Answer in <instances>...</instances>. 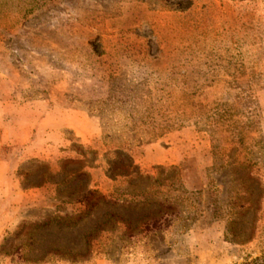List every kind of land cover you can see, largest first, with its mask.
Instances as JSON below:
<instances>
[{"label":"rangeland","instance_id":"374dc122","mask_svg":"<svg viewBox=\"0 0 264 264\" xmlns=\"http://www.w3.org/2000/svg\"><path fill=\"white\" fill-rule=\"evenodd\" d=\"M81 152L106 195L124 153L174 206L90 264H264V0H0V264L43 255L35 187Z\"/></svg>","mask_w":264,"mask_h":264},{"label":"trees","instance_id":"16d2710c","mask_svg":"<svg viewBox=\"0 0 264 264\" xmlns=\"http://www.w3.org/2000/svg\"><path fill=\"white\" fill-rule=\"evenodd\" d=\"M86 153L81 152L80 159L66 160L56 174H41L42 184L35 189L55 186L54 199L60 206L58 211L48 213L40 222L23 224L20 232L26 229L28 241L25 256L45 242L49 245L43 251L37 249L42 256L25 258L24 261L33 264H90L105 235L125 229L123 236L132 240L171 227L173 199L160 198L153 192L146 183L151 178L138 172L127 154H121L122 170H116L115 180L126 178L128 186L106 195L93 185L90 170L94 168V160L87 158ZM173 179L175 185L176 176ZM155 183L161 181L155 180ZM121 241L126 242L124 238Z\"/></svg>","mask_w":264,"mask_h":264}]
</instances>
